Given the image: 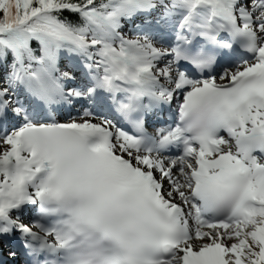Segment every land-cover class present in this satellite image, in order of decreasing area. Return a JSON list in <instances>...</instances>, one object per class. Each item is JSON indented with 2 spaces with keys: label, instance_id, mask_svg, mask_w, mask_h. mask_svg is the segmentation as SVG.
<instances>
[{
  "label": "snow or ice",
  "instance_id": "1",
  "mask_svg": "<svg viewBox=\"0 0 264 264\" xmlns=\"http://www.w3.org/2000/svg\"><path fill=\"white\" fill-rule=\"evenodd\" d=\"M0 264H264V0H0Z\"/></svg>",
  "mask_w": 264,
  "mask_h": 264
}]
</instances>
